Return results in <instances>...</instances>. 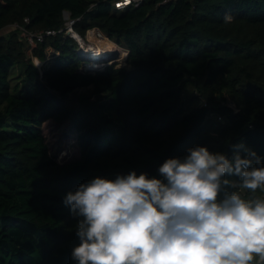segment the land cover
<instances>
[{"label":"trees","instance_id":"trees-1","mask_svg":"<svg viewBox=\"0 0 264 264\" xmlns=\"http://www.w3.org/2000/svg\"><path fill=\"white\" fill-rule=\"evenodd\" d=\"M65 10L81 35L97 28L122 43L130 67L79 69L78 44L61 31L33 47L46 60L39 70L18 28L0 34V264H77V218L64 199L97 176L159 177L166 159L197 145L229 158L243 145L242 155L264 160V0H142L121 10L112 0H0V31L25 17L32 29H58ZM18 64L20 85L11 83ZM88 85L106 91L95 104L102 128L67 105L69 92ZM187 86L205 103L184 94ZM50 119L69 121L61 138L74 135L78 156L52 152Z\"/></svg>","mask_w":264,"mask_h":264},{"label":"clouds","instance_id":"clouds-1","mask_svg":"<svg viewBox=\"0 0 264 264\" xmlns=\"http://www.w3.org/2000/svg\"><path fill=\"white\" fill-rule=\"evenodd\" d=\"M233 16L226 13L225 23ZM194 146L158 168L97 176L67 193L77 264H264V160ZM238 177L239 179H230ZM251 193L245 196L244 193ZM254 258H257L254 260Z\"/></svg>","mask_w":264,"mask_h":264},{"label":"rangeland","instance_id":"rangeland-1","mask_svg":"<svg viewBox=\"0 0 264 264\" xmlns=\"http://www.w3.org/2000/svg\"><path fill=\"white\" fill-rule=\"evenodd\" d=\"M67 14H70L69 12H65L64 20L66 19ZM14 22L9 23L4 29L0 31V34H4L6 36L12 34L13 30L16 28L12 24ZM103 33L106 36L107 41L114 47H104V48H98L100 49L96 54L99 55L100 61H91L84 64V61L81 60L79 69L88 70L89 66L99 68L102 65L107 64H116V66H123L129 68V63L126 62V54L127 50L123 46L122 43H119L116 39L110 38L105 32L99 30L90 28L86 30L82 35L85 37L89 45L85 46V49L89 48V46H93V41L96 39L95 35L96 33ZM19 36L21 37V40L24 42L25 48H26V55L27 58L26 61L32 60L34 64L37 66L39 70H42V65L45 63L46 60H40L38 57L34 55L33 47L25 42L24 34L19 31ZM103 51V52H102ZM54 53V49L52 47L46 48V55L48 57H51ZM95 68L89 69L94 70ZM24 69L23 64H18L15 66L11 73L13 74L12 77V84H21L22 83V77L24 76ZM184 94L188 96H193V99H195V102H198V93L192 86H187L184 90ZM106 98V91L105 88L100 86L99 88H96L94 85H88L83 87H78L74 89L73 91L69 92L67 95V105L71 111V115L75 118L81 119L83 122H88V124H94L97 127H103L102 123L97 120V117L100 115V112L98 109L95 108L96 103H101ZM197 98V99H196ZM228 105L235 108V104L229 99ZM199 104H204L205 101L200 99ZM69 121L58 123L53 119L48 120L44 125V131L47 134L48 142L50 145V148L52 152L57 153L59 160H66L73 157L78 156L79 154V147L74 139L73 134H69L70 136V142L69 144L65 143V141L61 138V132H64L65 130L68 131L69 128ZM115 132V131H114ZM73 133V131H72ZM116 133V132H115ZM117 134H113L114 137H116ZM117 138V137H116ZM115 138V139H116ZM185 156V155H184ZM182 156L181 158H183Z\"/></svg>","mask_w":264,"mask_h":264},{"label":"built area","instance_id":"built-area-1","mask_svg":"<svg viewBox=\"0 0 264 264\" xmlns=\"http://www.w3.org/2000/svg\"><path fill=\"white\" fill-rule=\"evenodd\" d=\"M169 1H173V0H162V2L164 3L169 2ZM141 2L142 0H112V5L115 7V9L121 10L127 6H137ZM65 12H68V11L65 10L63 12L64 17H65ZM29 21H30L29 18L25 17L22 22L16 21L12 24L14 25V27L18 28L21 33L24 34L25 42L31 45L32 47L36 46L38 42L44 40L46 35L55 34L57 32L64 31L67 35L72 37L77 42L78 44L77 49L82 55L83 60H86L84 61V64H86L87 62L96 61V60L100 61V59H102L99 57L98 54L89 53L86 51L85 45L88 42L85 39V37L81 35L74 28V22L76 21V19L72 18L70 14H67L66 19L64 20L63 26L59 27L58 29H45V30L32 29L28 26ZM92 68H95V67L89 66L88 70Z\"/></svg>","mask_w":264,"mask_h":264},{"label":"bare ground","instance_id":"bare-ground-1","mask_svg":"<svg viewBox=\"0 0 264 264\" xmlns=\"http://www.w3.org/2000/svg\"><path fill=\"white\" fill-rule=\"evenodd\" d=\"M96 39L92 40L93 46H89V48H87V52L89 53H96L98 52L100 49H98L99 47L104 48V47H111L112 45L107 41L106 36L101 32V33H96L95 35ZM87 46L89 45V43L86 44ZM85 45V46H86ZM114 47V46H112ZM103 52V51H102Z\"/></svg>","mask_w":264,"mask_h":264},{"label":"water","instance_id":"water-1","mask_svg":"<svg viewBox=\"0 0 264 264\" xmlns=\"http://www.w3.org/2000/svg\"><path fill=\"white\" fill-rule=\"evenodd\" d=\"M96 69H98V67H97V68H95V70H96Z\"/></svg>","mask_w":264,"mask_h":264}]
</instances>
